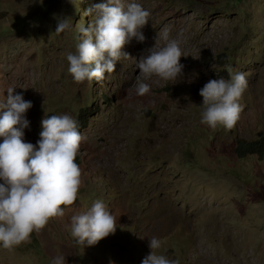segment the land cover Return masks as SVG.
Returning a JSON list of instances; mask_svg holds the SVG:
<instances>
[{
	"label": "rangeland",
	"instance_id": "obj_1",
	"mask_svg": "<svg viewBox=\"0 0 264 264\" xmlns=\"http://www.w3.org/2000/svg\"><path fill=\"white\" fill-rule=\"evenodd\" d=\"M101 2L0 0V100L12 87L32 102L24 141L40 139L45 112L72 116L85 137L76 202L29 241L0 246V264H51L58 255L65 264H142L152 237L162 241L157 254L179 264H264V153L236 150L264 140V0H136L151 13L144 42L126 44L131 57L103 80L76 83L66 53L92 20L85 12ZM65 17L71 26L57 35ZM165 26L180 41L183 74L153 76L139 96L136 59ZM229 70L247 79L243 110L233 128L212 129L200 122L199 92L211 79H230ZM98 199L117 228L83 247L70 236L71 217Z\"/></svg>",
	"mask_w": 264,
	"mask_h": 264
},
{
	"label": "clouds",
	"instance_id": "obj_2",
	"mask_svg": "<svg viewBox=\"0 0 264 264\" xmlns=\"http://www.w3.org/2000/svg\"><path fill=\"white\" fill-rule=\"evenodd\" d=\"M85 15L92 16V20L80 27L75 51L66 53L67 71L76 83L101 81L105 73L115 71L118 61L130 58L122 49L133 38L144 42L141 29L151 13L136 0L127 4L124 0H105ZM70 26V18L59 19L55 33L59 35ZM170 31L168 26L161 29L147 54L135 58L139 75L134 87L139 96L150 91L145 81L153 76L175 81L183 74L180 41L170 39ZM161 40L165 41L163 46ZM229 76L228 80H209L199 92L203 98L200 122L212 129L233 128L243 110L239 101L247 79L244 73L231 70ZM13 90L9 87L7 96L0 100V110H4L0 115V246L6 250L29 241L33 232L43 230L51 219L63 217L64 208L76 202L82 170L75 161L85 139L75 118L68 114L49 116L45 112L40 139L35 145L25 142L24 129L29 126L25 114L33 105L22 95H13ZM116 228L115 216L98 199L87 211L71 217L69 232L84 247L114 234ZM161 246L160 239L150 238L151 252L142 264H179V260L157 254ZM51 264H65V257L58 255Z\"/></svg>",
	"mask_w": 264,
	"mask_h": 264
},
{
	"label": "trees",
	"instance_id": "obj_3",
	"mask_svg": "<svg viewBox=\"0 0 264 264\" xmlns=\"http://www.w3.org/2000/svg\"><path fill=\"white\" fill-rule=\"evenodd\" d=\"M236 150L239 156H245L247 154H257V156H260L264 153V140L259 139L245 145L239 144Z\"/></svg>",
	"mask_w": 264,
	"mask_h": 264
}]
</instances>
